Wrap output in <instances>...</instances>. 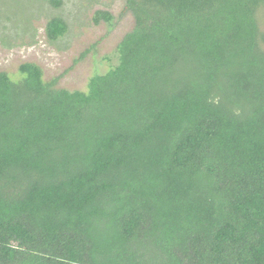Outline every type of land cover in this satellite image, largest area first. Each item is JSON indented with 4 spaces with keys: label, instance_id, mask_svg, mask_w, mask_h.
<instances>
[{
    "label": "trees",
    "instance_id": "16d2710c",
    "mask_svg": "<svg viewBox=\"0 0 264 264\" xmlns=\"http://www.w3.org/2000/svg\"><path fill=\"white\" fill-rule=\"evenodd\" d=\"M126 10L85 91L0 72V264H264V0Z\"/></svg>",
    "mask_w": 264,
    "mask_h": 264
},
{
    "label": "rangeland",
    "instance_id": "374dc122",
    "mask_svg": "<svg viewBox=\"0 0 264 264\" xmlns=\"http://www.w3.org/2000/svg\"><path fill=\"white\" fill-rule=\"evenodd\" d=\"M0 0V72L22 78L23 63L39 65L44 79L59 78L57 87L87 89L89 79L117 62V47L135 25L126 0ZM109 12L113 24L95 22L98 12ZM61 16L68 32L58 40L47 37L49 20ZM264 32V20L261 23Z\"/></svg>",
    "mask_w": 264,
    "mask_h": 264
}]
</instances>
